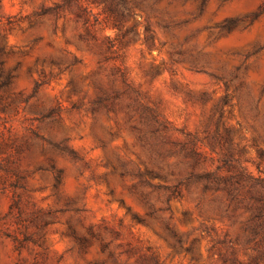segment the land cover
I'll use <instances>...</instances> for the list:
<instances>
[{"label":"rangeland","instance_id":"rangeland-1","mask_svg":"<svg viewBox=\"0 0 264 264\" xmlns=\"http://www.w3.org/2000/svg\"><path fill=\"white\" fill-rule=\"evenodd\" d=\"M0 61V264H264V0H0Z\"/></svg>","mask_w":264,"mask_h":264},{"label":"trees","instance_id":"trees-1","mask_svg":"<svg viewBox=\"0 0 264 264\" xmlns=\"http://www.w3.org/2000/svg\"><path fill=\"white\" fill-rule=\"evenodd\" d=\"M2 64L3 62L0 61V88L10 84L13 78L12 74H8L5 77L3 76L1 68ZM221 143L222 140L218 139L215 144H218L219 146L221 145L223 147L224 145ZM215 146L216 145H212L211 147L213 152L216 150ZM186 152H188L187 155L193 159V165H198V163H200L201 157L203 156V151L199 145V141L196 138L190 139L189 144L186 145ZM221 162L222 163L217 171L205 172L200 175L199 178L200 180H205V187L207 189H213L215 191L223 189L229 194L235 195V193L239 191V185L242 181V178H244V175L240 174V177H238V174L236 173L222 174L224 168H228V170L231 171V169H229L231 168V164H233V154L231 152L224 151V156L222 157ZM260 211L261 214L258 216L260 221L251 230L252 236L255 238H257L259 235H262L264 232V204L260 206Z\"/></svg>","mask_w":264,"mask_h":264}]
</instances>
